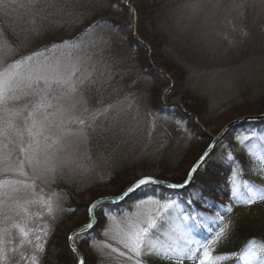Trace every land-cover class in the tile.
I'll list each match as a JSON object with an SVG mask.
<instances>
[{
	"label": "rangeland",
	"instance_id": "374dc122",
	"mask_svg": "<svg viewBox=\"0 0 264 264\" xmlns=\"http://www.w3.org/2000/svg\"><path fill=\"white\" fill-rule=\"evenodd\" d=\"M21 3L26 6L19 7ZM98 9L105 13L102 20L106 23L83 37L91 58L84 57L80 65L83 75H93L78 85L74 96L61 103L71 109L70 114L84 117L87 123H92L88 120L90 113L106 105L117 104V110L100 117L93 125L95 131L86 128V135H64L60 145L48 150V164L55 165L57 178L37 179L34 191L22 192V203L37 202L26 205L27 213H11L13 219L5 225L11 231L9 247L21 241L18 231L11 228L13 222L35 230L32 239L40 228H50L39 264H78L68 237L88 223L90 204L118 197L141 176L183 185L189 171L226 126L264 113V0H38L32 7L27 6V0H15L7 14L0 10V31L16 49L14 53L4 51L6 62L76 40L100 13H95ZM33 26L39 28L36 36L31 32ZM125 29L145 46L131 44L126 32H120ZM143 50L145 56L141 55ZM152 68L157 72L155 77L150 74ZM258 122L264 124V120ZM258 122L236 125L218 141L200 167L203 173L208 171L207 178L213 182L199 187L198 194L189 193L192 179L183 189H173L179 192L177 197L165 198L160 196L161 190H148L140 199L123 206L105 203L114 207L111 211L103 208L102 212L98 207L97 226L76 239L85 264H136L135 259L102 246L112 243L127 251L110 239L115 235V225L105 212L118 218L137 212L159 215L152 201H174L179 205L175 212L164 215L157 229L168 242L179 237L178 226L188 228L191 219H181L179 212L189 207V215L184 217L192 213L196 220L201 216L203 220L221 213L224 222L230 224L227 239L216 248V254L241 253L251 240L264 242V202H235L230 190L233 181L241 191L247 184L264 188V130L249 133ZM242 135L250 137L244 144L236 139ZM41 161L43 167V155ZM4 167L0 164V178H4ZM224 182L228 188L221 203L212 193ZM148 185L172 190L157 183L144 186ZM192 194L197 195L190 197ZM41 197L51 201L52 215L39 202ZM199 204L209 210L195 212ZM229 205L230 212L220 211ZM105 229H111L108 235ZM32 252V246L25 243L15 254L9 253V264H27L20 254L30 256ZM139 259L142 264H169L147 252ZM218 264L244 262L231 257Z\"/></svg>",
	"mask_w": 264,
	"mask_h": 264
},
{
	"label": "snow or ice",
	"instance_id": "6c2138e0",
	"mask_svg": "<svg viewBox=\"0 0 264 264\" xmlns=\"http://www.w3.org/2000/svg\"><path fill=\"white\" fill-rule=\"evenodd\" d=\"M37 2L38 0H27V6H35ZM13 3L15 0H0V10L7 14V9L12 7ZM25 6L23 3L19 4L21 8ZM130 11L135 10L130 9ZM98 26L99 23L91 25L76 40L53 44L13 60L11 63L6 62L3 53L5 50L14 53L15 46L10 44L4 32L0 31V164L5 165L2 170L4 178H0V264H9V253L15 254L18 248H23L25 243L32 246L33 252L30 256L21 253L20 259L25 260L27 264H39V254L45 250L46 238L50 231L48 226L36 231L32 239L30 236L35 230L13 222L11 228L18 231L21 241L18 246L9 247L12 244L11 239H8L11 231L5 225L13 219L10 214L27 213L26 205L37 202L26 200L22 203L20 194L27 193L29 190L34 191L37 179L54 181L57 178L55 165L48 164L50 157L47 152L60 145L64 135L72 132L86 135V128L95 131L96 128L93 125L100 117L117 110V104L106 105L102 110L90 113L88 120L92 123H87L84 117L70 114L71 109L61 103L70 95L74 96L78 91V85H83L93 75L92 72L83 75L80 65L84 57L91 58L86 51L88 45L83 37L89 35L92 29ZM31 32L33 36H36L39 34V28L33 26ZM85 111L88 110L85 109ZM72 125H78L79 128L73 129ZM236 139L244 144L250 137L242 135ZM213 147L209 145V149ZM14 154H17L15 160H13ZM42 155L44 156L43 167H41ZM208 155L209 152L206 151L200 157L197 164L189 171L188 179L183 185L168 186L177 188L191 183L194 173ZM227 159H231V156ZM38 169L40 171H37ZM68 179L71 181V177ZM155 183L160 181L151 175L141 176L119 194V199H124L141 186ZM230 190L235 202L247 205L258 201L264 202V188L247 184L244 191H241L240 185L233 181ZM39 202L46 208L49 215L53 214L54 209L50 200H44L41 197ZM112 202H116V198H113ZM152 202L157 205L159 215L137 212L118 218L105 212L115 225V235L110 239L122 245L127 251H121L112 243H102V246L118 252L120 256H127L129 260L135 259L136 264H142L139 258L145 252L168 261L169 264H184L185 261H193L194 264H218L219 261H225L231 257H235L237 261H243L244 264H254L256 261L264 264V259L261 258V253H264V242L256 240L249 241L241 253L216 254V248L223 244L230 231V224L224 222V215L221 213H217L215 217L204 218L206 221H211L207 228L208 236L204 239H196L191 229L178 226L180 234L176 240L171 242L163 240L157 233L161 220L165 214L175 212L179 205L174 201ZM103 203L102 198L89 205L88 223L69 236V240H74L75 236H83L95 227V213L98 207L102 212L104 211ZM230 211V205L224 206V213ZM181 219L189 220L191 217ZM110 230L105 229V235H108ZM73 251L78 249L73 248ZM79 264H85L83 258Z\"/></svg>",
	"mask_w": 264,
	"mask_h": 264
},
{
	"label": "trees",
	"instance_id": "16d2710c",
	"mask_svg": "<svg viewBox=\"0 0 264 264\" xmlns=\"http://www.w3.org/2000/svg\"><path fill=\"white\" fill-rule=\"evenodd\" d=\"M114 2L115 1H113V3ZM112 8H113V6H112ZM96 12H100V13L96 16L95 19L92 20V22H89V26L86 29H89V27L91 25H96L97 23H99V26L98 27H95L94 29H92V31L90 33H92L93 31H96V30L100 29L104 25L103 23H106L104 20H102V18H103L102 16L105 13H102V10L101 9L95 10V13ZM108 27H109L110 32H112V33L115 32L116 33V30L114 28H112L111 26H108ZM85 30L83 32H81L78 36L80 37L81 34L85 32ZM120 32L121 33H124V32H126V29L124 31L121 30ZM124 34L126 35L128 41H130L131 44H134V45H136V44H139L140 45L141 44L140 43L141 41L138 38H137L138 40L136 39V37H135L136 35L130 34V32H126ZM124 34H123V36L125 38V35ZM140 46H145V45H142L141 44ZM146 53H147L146 50H143L141 55L145 56ZM145 58H146V63L148 65V58L147 57H145ZM150 74L155 77L156 74H157V72L152 68L150 70ZM250 125H253V124H250ZM255 125H256V128L253 127L252 129L249 130L250 131L249 132L250 134H255L258 131L261 132V131L264 130L263 129L264 128V124L260 125V122H258ZM197 156L199 157L200 155L197 154ZM219 171L223 172L222 168H220ZM207 177H208V171L203 173L202 169L199 168L197 170V172L195 173V175H194V178H193L194 179V182H193V184L191 183L189 185V187H190V189H189L190 192L189 193H194V191H195L198 194L199 193V190H198L199 187L202 188V187H206L208 185H211L212 182H213V180H210L209 181ZM223 186L226 187L227 184H225V182H224ZM148 190H153V192L154 191H157V190H161L162 191V194L160 196L161 197H165V198H167V197H177L178 195H176V194L179 193L178 191L173 190V189L170 190V189H166V188H159V187H156V186H153V185L143 186L140 189H138L136 192H134L130 197H128V198L124 199L122 202H120L118 206H123V205L126 204V202L130 203L131 201H134L137 198L140 199L141 196L146 195L145 193ZM154 193H156V192H154ZM167 193H171L172 195L174 194L175 196H167ZM221 193L224 194V192H221V190H219V192L216 191V190L215 191L213 190V193L212 194H213L214 200H219L220 199L219 197H220ZM197 194H192L190 197H195ZM183 199H185V198H183ZM210 199H212V198H210ZM219 201L221 202V199ZM78 206L81 207V205H78ZM215 206H217V205H214V207ZM195 207L197 209H201L200 211H198L199 214L200 213H205L206 211L209 210V208L206 209V207H204L203 205H200V204L199 205H196ZM102 208H105V209L107 208L108 211H111L114 207L112 205H109V204H103L102 205ZM210 209H212V207ZM220 211L222 213H224V206H223V208ZM201 217H199L198 220H196L197 218H195V220H193V223L188 226V228L191 229V231L194 234V236H195L196 239H204V238H206L208 236L207 228H208L209 224L211 223V221H206L204 219L202 220ZM100 223H101V221H100ZM163 226L164 225H162V228H163Z\"/></svg>",
	"mask_w": 264,
	"mask_h": 264
},
{
	"label": "water",
	"instance_id": "95a60500",
	"mask_svg": "<svg viewBox=\"0 0 264 264\" xmlns=\"http://www.w3.org/2000/svg\"><path fill=\"white\" fill-rule=\"evenodd\" d=\"M264 120V113L262 114V115H260V116H251V117H244V118H242V119H240V120H236V121H234V122H232L231 124H229L228 126H226L225 127V129L222 131V133L219 135V136H217L215 139H214V141H213V143L211 144V145H213L214 147H215V145L218 143V141L228 132V130H230L231 128H233L234 126H236V125H241V124H245V123H248V122H258V121H263ZM213 147V148H214ZM213 148H211V149H208L207 151L209 152V154L212 152V150H213ZM207 158V157H206ZM197 164V163H196ZM195 164V165H196ZM203 164V163H202ZM194 165V166H195ZM200 168V167H199ZM198 168V169H199ZM197 169V170H198ZM197 172V171H196ZM194 175H195V173H194ZM194 175H193V177H192V179L194 178ZM188 179V178H187ZM157 184H159V185H161V186H165V187H167V188H171V187H169L168 185H170V184H167V183H157ZM186 186V185H185ZM184 186V187H185ZM184 187H177V188H171V189H176V190H179V189H183ZM135 192V191H134ZM134 192H132V193H130L127 197H125L124 199H126V198H128V197H130ZM113 198H116V203H120L121 201H123L124 199H119V196L118 197H110V198H103V200H104V203L103 204H105V203H110V202H112V200H113ZM101 200V199H100ZM99 201V200H98ZM94 223H95V226H97V220H96V214H95V217H94ZM81 228V227H80ZM80 228H78V229H80ZM78 229H76V230H74L71 234H70V236H72L73 235V233H75ZM93 229V228H92ZM91 229V230H92ZM91 230H89V231H91ZM88 231V232H89ZM77 237H79V236H75V238H74V240H69L68 239V242H69V247H70V249L73 251V248H76V249H78V251H73V252H75L76 254H77V257H78V264H79V261L81 260V258H83V260H84V255H83V253L81 252V249L78 247V245L76 244V239H77Z\"/></svg>",
	"mask_w": 264,
	"mask_h": 264
}]
</instances>
